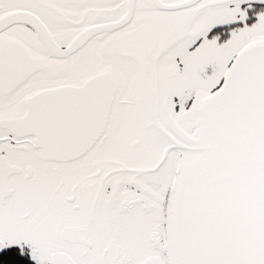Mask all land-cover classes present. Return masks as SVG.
<instances>
[{
	"label": "snow or ice",
	"instance_id": "1",
	"mask_svg": "<svg viewBox=\"0 0 264 264\" xmlns=\"http://www.w3.org/2000/svg\"><path fill=\"white\" fill-rule=\"evenodd\" d=\"M0 264H264V0H0Z\"/></svg>",
	"mask_w": 264,
	"mask_h": 264
}]
</instances>
